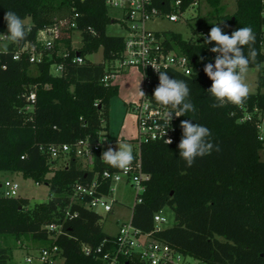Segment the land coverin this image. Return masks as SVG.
<instances>
[{"label":"trees","instance_id":"16d2710c","mask_svg":"<svg viewBox=\"0 0 264 264\" xmlns=\"http://www.w3.org/2000/svg\"><path fill=\"white\" fill-rule=\"evenodd\" d=\"M164 1L167 3L154 0L160 6ZM223 1L205 0L216 19L203 16L192 37L162 31L167 49L192 59L190 75L171 68L164 71L170 78L188 83V100L195 110L180 116L174 143L151 141L141 145L142 168L150 179L145 183L141 201L133 206L131 223L142 233L202 264H264V151L257 122H240L243 109L235 104L213 107L218 102L207 91L212 81L203 71L205 64L214 63L217 55L210 51L215 42L204 43L214 24L229 35L240 27H251L258 56L249 67L259 68L260 73L258 91L251 93L244 104L249 110L258 107L264 111V0H235L236 10L229 15L222 14ZM164 9L171 11L169 6ZM7 11L15 12L24 21L30 18L25 23L31 32L19 44H9L8 54H0V172L21 174L46 185L50 198L32 202L22 195H0V238L7 242L0 244V264L13 260L15 247L9 240L35 243L38 253L57 246L58 254L44 264H52L58 258L63 259V264H106L94 252L88 254L84 249L100 245L114 248L115 235L104 231L99 212L71 203L70 198L76 183L89 181L105 170L119 169L96 158L89 170L75 154H71L67 165L56 168L58 160L50 157L46 147L72 144L86 137L96 140L101 131L109 132L108 109L118 87L113 80L106 85L102 79L112 71L110 65L122 56L125 36L107 32L114 20L110 8L101 0H0V35L8 32L4 19ZM76 13L79 16L75 17ZM62 19H75L77 24L63 32L62 42L69 57L60 54L63 48L57 44L52 53L45 51L43 60L35 64L29 61L28 53L14 58L24 45H39V32ZM201 29L206 30L205 35L199 33ZM76 30L82 37L79 48L73 43ZM1 42L6 43V39ZM100 49L103 60L91 61L88 56ZM248 51L246 46V55ZM76 54L86 57L85 62L73 63ZM54 63H63L61 75L52 73ZM158 84L159 77H155L145 88L154 101ZM31 91L36 93V103L33 110L26 111L25 94ZM186 119L207 127L211 132L208 141L214 149L217 145L220 149L197 157L191 167L186 166L178 149L182 137L180 122ZM9 179L15 180L7 178L1 184ZM100 190L109 191V180L102 183ZM166 207L173 210L175 221L157 229L154 216ZM49 224L60 227L50 229ZM128 261L149 264L136 256L128 257L125 262Z\"/></svg>","mask_w":264,"mask_h":264},{"label":"built area","instance_id":"2783aa9c","mask_svg":"<svg viewBox=\"0 0 264 264\" xmlns=\"http://www.w3.org/2000/svg\"><path fill=\"white\" fill-rule=\"evenodd\" d=\"M101 1L110 9L121 11V21L126 30V35H124L125 48L122 56L110 65L112 71L104 76L102 82L106 85L110 84V81L113 80L120 70L130 67L138 69L143 76L142 91L145 95L141 96L135 104H132L137 136L127 140L112 139L108 131H101L96 140L86 137L78 139L72 144H51L46 147V151L53 160H58L55 164L56 168L67 165L71 154H75L82 162L83 167L92 170L96 158L100 159L103 151L107 150L109 146L118 150L117 141L129 143L134 150L135 156L130 168L113 172L105 170L101 175L97 173L89 181L76 183L72 187L71 203L83 205L97 212L99 208H102L105 212H111L113 211L114 204L117 202L113 198V192L118 183H125L133 187L136 191V201H141L142 199L141 195L145 191V183L150 179V176L142 168L141 145L151 141H163L166 143L167 139H171L172 143H174L177 138V123L180 117H176L173 112V118L170 121L169 127L165 114L173 109L162 106L152 100L145 90L152 83L153 78L158 77V72L155 68L161 71L171 68L186 75H190L193 71L192 59L186 54H179L167 49L164 44L165 36L162 31L150 28L149 23L155 20L166 19L170 22L191 25L192 20L195 19L196 24H198L202 18L200 16V9L206 2L205 0H167V3L164 1L160 6L154 0ZM166 6H169L171 11H166L164 9ZM192 11L194 13L189 18L187 13ZM77 16H79L78 13L75 14V17ZM113 20L114 22L117 21L116 18H113ZM76 25L75 19L72 21L62 19L54 26L41 30L38 36L39 45H24L15 53L14 58L19 59L21 53H28L30 55L29 61L35 64L43 60L45 51L52 53L57 44L63 48L60 54L64 57H69L70 53L64 49L65 47L62 42L63 32L67 28H72ZM194 33L196 32L194 31ZM199 33L205 35L206 30L201 29ZM5 37L6 35H0V40L3 41ZM85 60L86 57L80 54H76L72 58V62L78 64L84 63ZM63 70V63H54L51 66V71L54 75H61ZM25 97L28 104L24 107V110H33L36 103L35 91L25 94ZM95 104L99 105V102ZM239 107L243 109L240 122H257L258 137L263 144L264 151V111L258 107L249 110V106L245 105L244 102ZM29 118L31 119L32 116ZM99 175L102 177V180L99 179ZM107 180H109V191H101L100 187L102 183ZM0 195L6 197L21 196L20 184L18 181L11 179L4 181L1 184ZM154 220L157 229L163 227V224L167 222L163 211L155 214ZM47 227L56 229L60 226L49 224ZM115 237L117 244L114 248H104V246L100 245L96 249L86 247L84 250L88 254L94 252L96 257L106 264H126L125 260L128 257L137 255L140 256L139 260L149 264H187L188 258H191L173 250L169 244L152 238L150 234L142 233L132 225L131 219L120 224ZM58 252L59 248L57 246H53L51 250L44 248L37 256H29L27 262L33 263L34 261H38L40 264H44L48 260H52Z\"/></svg>","mask_w":264,"mask_h":264},{"label":"clouds","instance_id":"9594fccd","mask_svg":"<svg viewBox=\"0 0 264 264\" xmlns=\"http://www.w3.org/2000/svg\"><path fill=\"white\" fill-rule=\"evenodd\" d=\"M4 19L8 32L5 37L6 43L0 47V54H8L9 44H19L31 32V27L13 11L5 12ZM255 41L256 36L251 27H240L230 35L217 24L211 27L204 43L208 45L215 42L210 51L217 55L214 63L205 64L203 71L212 81L207 91L218 102L213 107L224 106L227 103L239 106L251 94L247 73L250 64L255 62L258 56L257 50L253 47ZM246 46L249 48L247 55L244 52ZM203 59L201 57V60ZM155 69L158 72L159 84L154 89L152 97L158 104L173 109L165 114L170 127L173 112L176 117H180L195 110L194 105L188 100L190 88L185 80L170 78L166 71ZM140 95L144 96L145 93L141 90ZM180 126L182 137L178 144L179 156L187 167H191L197 157L210 155L213 150H220L218 145L214 149V145L208 141L211 132L207 127L187 119L181 120ZM117 143L118 150L109 146L103 151L100 159L112 168L128 169L135 159L134 150L129 143L118 141ZM166 143L171 144L172 140L167 139Z\"/></svg>","mask_w":264,"mask_h":264},{"label":"rangeland","instance_id":"374dc122","mask_svg":"<svg viewBox=\"0 0 264 264\" xmlns=\"http://www.w3.org/2000/svg\"><path fill=\"white\" fill-rule=\"evenodd\" d=\"M236 10L235 0L223 1V15L233 14ZM201 15L206 16L210 20H215L216 16L212 13L210 7L206 4L200 9ZM192 12H188L187 16L190 18ZM110 14L117 21L112 22L107 27V32L112 35H126V30L122 23V15L120 10L110 9ZM27 23L30 22V18H27ZM191 25L183 23L170 22L166 19L155 20L149 23V27L160 31H174L181 33L185 38L194 36V27L197 26L196 20H192ZM73 43L76 48L82 45V37L79 30L73 33ZM5 43L1 42L0 47ZM91 61H101L103 59L102 49L98 52L88 56ZM260 69L249 67L247 73V83L251 87V93L258 91V77ZM114 84L118 87V93L111 99L108 109V125L109 134L112 139H132L137 136L135 115L132 111V104L139 101L141 90L143 88V76L142 73L136 68H124L120 70L113 78ZM264 93V88L261 89ZM264 157V152L262 153ZM51 173L49 174V176ZM13 177L20 184V195L28 197L30 201H45L50 198L49 189L44 184H37L32 179H26L21 174L11 172H0V182L4 179ZM113 198L117 200L114 204L113 211L105 212L102 208L98 209V212L103 216L104 231L111 235H115L118 232L119 226L123 222H127L131 219L132 209L136 203V191L133 187L125 184L118 183L116 189L113 192ZM164 216L167 218V222L163 224V227L173 225L175 221L174 212L171 208L166 207L163 210ZM15 247L14 257L10 264H29L27 258L29 256H35L38 254V250L35 243L29 241H21L19 243H13L8 241ZM7 242L0 238V244H6ZM63 259L58 258L53 264H62ZM32 264H39L38 261H34ZM187 264H202L199 260L194 258H188Z\"/></svg>","mask_w":264,"mask_h":264},{"label":"crops","instance_id":"0c3cea01","mask_svg":"<svg viewBox=\"0 0 264 264\" xmlns=\"http://www.w3.org/2000/svg\"><path fill=\"white\" fill-rule=\"evenodd\" d=\"M102 53H103V52H102ZM102 60H103V59H102ZM102 60H101V61H102ZM101 61H95V62H101ZM123 139H124V138H123ZM10 178H13V177H10ZM2 181H3V180H2ZM2 181L0 182V184L2 183ZM62 264H63V263H62Z\"/></svg>","mask_w":264,"mask_h":264},{"label":"water","instance_id":"95a60500","mask_svg":"<svg viewBox=\"0 0 264 264\" xmlns=\"http://www.w3.org/2000/svg\"><path fill=\"white\" fill-rule=\"evenodd\" d=\"M136 257H137V258H139L140 256H139V255H137ZM126 264H129V263L127 262Z\"/></svg>","mask_w":264,"mask_h":264}]
</instances>
